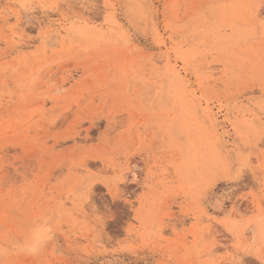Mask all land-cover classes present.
Segmentation results:
<instances>
[{"label":"rangeland","instance_id":"rangeland-1","mask_svg":"<svg viewBox=\"0 0 264 264\" xmlns=\"http://www.w3.org/2000/svg\"><path fill=\"white\" fill-rule=\"evenodd\" d=\"M233 257L264 264V0H0V264Z\"/></svg>","mask_w":264,"mask_h":264},{"label":"snow or ice","instance_id":"snow-or-ice-1","mask_svg":"<svg viewBox=\"0 0 264 264\" xmlns=\"http://www.w3.org/2000/svg\"><path fill=\"white\" fill-rule=\"evenodd\" d=\"M102 183H103V181H102ZM108 190H109L110 193L112 192V187H111L110 184L108 185ZM232 264H243V261L236 260L235 257H233Z\"/></svg>","mask_w":264,"mask_h":264},{"label":"bare ground","instance_id":"bare-ground-1","mask_svg":"<svg viewBox=\"0 0 264 264\" xmlns=\"http://www.w3.org/2000/svg\"><path fill=\"white\" fill-rule=\"evenodd\" d=\"M47 32L48 33H53V34H59V29H57L55 27L54 28H49Z\"/></svg>","mask_w":264,"mask_h":264}]
</instances>
